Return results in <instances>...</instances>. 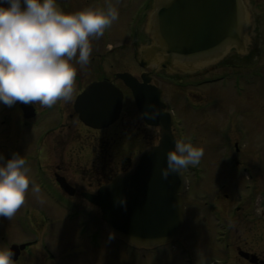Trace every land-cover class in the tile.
<instances>
[{"label": "flooded vegetation", "instance_id": "1", "mask_svg": "<svg viewBox=\"0 0 264 264\" xmlns=\"http://www.w3.org/2000/svg\"><path fill=\"white\" fill-rule=\"evenodd\" d=\"M245 1L256 4L261 2L264 12V0ZM57 2L63 10L69 12L86 7L106 8V0H57ZM128 2L132 4L133 12L129 15L126 26L134 27L128 36L118 40L121 41L120 44L112 46L108 52L114 48L134 50L133 60L142 68L140 72H133L134 74L141 76L149 71L153 80L161 76L167 79L172 89L175 88L173 91L179 90L181 85L180 96H177L178 91L166 89L164 93L169 109L174 113L173 131L176 139L191 140L205 149L199 164L182 169L184 224L179 240L165 245L166 251H160L161 247L152 250L135 248L116 239L106 228L101 208L88 197L90 194H96L105 182L95 181L93 182L95 186H88L67 174H57L54 181L52 176L48 174L46 176L45 172H40L36 168L43 164L40 163L39 156L33 158L31 162L29 159L27 161L31 176L40 185L41 192L35 195L30 185L23 204H33L41 209H44L47 202L58 204V207L65 211L66 219L75 223L76 234L85 243L73 252V264H80L76 262V257L82 252H101L107 243L123 251L126 257L131 256L133 262L131 264H139L141 256H149L155 250L160 251L156 255L170 257L175 264H264V104L259 102L264 97V37L250 38L245 48L240 50L232 48L221 59L208 61L206 65H188L176 60L175 64L170 66L167 57L155 52L157 41L152 26L156 0ZM262 18L264 27V15ZM251 26L253 22L249 25V31ZM107 31L106 28L104 37ZM91 39L93 51L90 62L85 65L84 71L77 72L84 76L91 72L97 78H109L103 66L104 58L109 53L104 55L102 51L109 44L105 43L103 36ZM222 65L229 67L220 69ZM209 71L213 73L203 74ZM175 72L183 77H177ZM210 77L212 78L209 79ZM213 83H229L227 87L238 97L246 100L234 104L233 109L240 110L237 114L227 113L225 104L220 102L224 98L222 89L217 91L204 89V86ZM76 96L77 94L73 100L63 102V105L72 106L68 113V123L73 119L71 111L76 112ZM253 100L259 105L255 111L248 109ZM26 108L32 110L33 115L26 116L31 114ZM44 108L37 102H20L17 113L23 117V125L27 126L30 119L36 118ZM181 111L190 114L191 118H184L180 114ZM83 125L88 126L84 123ZM56 141H59V138ZM34 149L35 147L31 148V152ZM51 151L52 148L47 152L45 159L49 160L50 155L55 154ZM35 171L37 179L33 175ZM45 176L51 183L50 189L44 183ZM90 177L93 178V175ZM25 220L18 224L25 232L21 238L32 233L31 236H37L38 239L11 242L8 247L14 243H27L15 262L22 260L23 252L32 255L34 247L45 248L44 241L39 238L44 233L43 223L38 221L39 223L34 224L31 221L32 228L29 230V221ZM72 254L70 253V256ZM174 257H179V260Z\"/></svg>", "mask_w": 264, "mask_h": 264}, {"label": "rangeland", "instance_id": "2", "mask_svg": "<svg viewBox=\"0 0 264 264\" xmlns=\"http://www.w3.org/2000/svg\"><path fill=\"white\" fill-rule=\"evenodd\" d=\"M112 2L118 7L120 15L119 19L107 28L106 37L103 35L105 43L109 44V46L102 49L104 55L109 53L108 51L112 46L120 44L121 41L118 40L128 36L134 27L126 26L129 15L133 12L132 4H129L128 0H112ZM260 3L256 4L249 1L247 3L248 18L249 21L253 22L249 32L251 38L264 37L262 18L264 12L262 3ZM143 27L146 28V26ZM133 52L134 50L114 48L107 57L105 56L106 58L103 61V66L108 72L109 78L115 81L126 93L123 112L119 120L102 129H91L83 125L77 114H75L76 112L74 113L72 110L73 119L72 122L68 123V113L72 106L63 105L64 100H58L52 107L43 106L45 108L40 111L38 116L30 119L28 125L24 126L23 117L17 113L21 101H16L12 105L0 102V153L8 158L14 152H18L24 155L27 160L29 159V162L39 156L40 163L43 164L36 168L40 172H45L46 176L47 174L50 177L52 176L54 181L57 179V174H67L72 179L88 186H95L93 184L95 181L106 183L119 172L130 168L140 153L149 145L158 143L160 138V128L146 124L137 108L132 92L121 79L115 76L116 72H140L142 70L138 63L133 60ZM221 67L229 66L222 65L220 69ZM85 68V65L77 64L78 71H84ZM211 73L213 72L209 71L203 74ZM175 74H177V77H183L180 73L175 72ZM95 79H97V76L94 73L90 72L84 76V74L79 75L77 72L73 97L75 94L78 95L86 84ZM154 82L159 86L162 85L164 93L167 89L172 92L178 91L177 96L181 95V85L179 86L178 83L175 84L179 86V90L173 91L175 88L172 89L167 79L161 76L156 78ZM227 86H229V83H213L204 86V89L210 91L222 89L221 92L224 98L220 102L225 104L224 107L227 109V113L234 112L237 114L240 110H234V104L246 100L238 97ZM244 86L247 87L248 85ZM259 102L264 104V97ZM256 108H259V105L255 104L253 100V104L248 109L255 111ZM180 114L186 119L191 118V115L184 114V111H181ZM193 117L196 118L197 116ZM71 124L72 126H70ZM57 134L59 137H57ZM57 138H59V141H56ZM33 147L35 149L31 152L30 149ZM50 148H52L51 152L54 151L55 154L50 155L49 160H47L45 158ZM63 160L65 163H63ZM33 175L37 179L36 171ZM90 175H93V178ZM46 176L44 183L50 189L51 183ZM38 194L35 193V195ZM47 207H50V209H47ZM23 219L29 221V230L32 228L31 221L34 224H37L38 221L43 223L44 233L39 238L44 241L45 248L41 246L34 247L32 255L23 252L22 260L16 262V264H73V252L85 242L76 234L75 223L66 219L65 211L58 207V204L47 202L44 204V209L33 204H22L13 217L0 216V245L8 247L13 241L38 239L37 236H31L32 233L21 238L25 232L18 227V224ZM7 230L9 233H7ZM166 249L167 247L163 246L159 250L166 251ZM159 250L152 251L149 256H141L139 264H175L170 257L156 255L160 252ZM48 253L53 255L49 256ZM70 253H73L72 256H70ZM174 259L179 260V257H174ZM76 262L80 264L133 263L131 256L126 257L123 251L110 243H107L101 252H82L81 255L76 257Z\"/></svg>", "mask_w": 264, "mask_h": 264}, {"label": "water", "instance_id": "3", "mask_svg": "<svg viewBox=\"0 0 264 264\" xmlns=\"http://www.w3.org/2000/svg\"><path fill=\"white\" fill-rule=\"evenodd\" d=\"M153 23L156 52L166 56L169 64L175 59L188 65L218 59L231 48L243 49L248 38L244 0H156ZM117 77L132 90L146 123L160 126V139L139 155L130 170L119 173L88 197L101 207L113 236L151 249L176 241L184 224L182 170L169 171L166 176L163 172L166 153L176 141L173 117L150 72L143 73L142 80L130 72H119ZM123 101L120 87L107 79L96 80L77 96L75 110L84 123L102 128L120 117ZM153 105L159 110L155 117L146 114ZM26 111L31 113L27 116L33 115L32 110ZM26 245L12 246L14 260Z\"/></svg>", "mask_w": 264, "mask_h": 264}, {"label": "clouds", "instance_id": "4", "mask_svg": "<svg viewBox=\"0 0 264 264\" xmlns=\"http://www.w3.org/2000/svg\"><path fill=\"white\" fill-rule=\"evenodd\" d=\"M119 15L112 0H106V8L70 12L57 0H0V102L52 107L58 100L70 101L77 64L90 62L91 38L103 36ZM150 107L146 114L157 116L159 110ZM203 155V146L177 139L166 153L164 175L199 164ZM30 172L24 155L0 153V216L16 214L30 185L33 193L41 192ZM13 257L11 247L0 245V264H16Z\"/></svg>", "mask_w": 264, "mask_h": 264}, {"label": "bare ground", "instance_id": "5", "mask_svg": "<svg viewBox=\"0 0 264 264\" xmlns=\"http://www.w3.org/2000/svg\"><path fill=\"white\" fill-rule=\"evenodd\" d=\"M250 23H251V20L248 22V24H247V28L249 27ZM249 40H250V39L247 38V39L244 41V47H243V48L246 47V45H247L246 41L249 42ZM227 52H229V50L226 51L225 53H227ZM225 53H224L221 57H224L225 55H227V54H225ZM173 63H174V62H172V64H173ZM172 64H171V65H172Z\"/></svg>", "mask_w": 264, "mask_h": 264}]
</instances>
